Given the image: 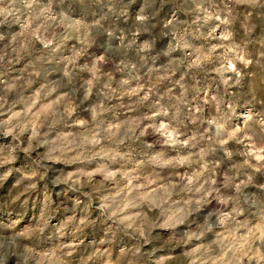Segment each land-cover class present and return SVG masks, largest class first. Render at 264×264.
<instances>
[{
    "label": "clouds",
    "instance_id": "9594fccd",
    "mask_svg": "<svg viewBox=\"0 0 264 264\" xmlns=\"http://www.w3.org/2000/svg\"><path fill=\"white\" fill-rule=\"evenodd\" d=\"M0 264H264V0H0Z\"/></svg>",
    "mask_w": 264,
    "mask_h": 264
}]
</instances>
